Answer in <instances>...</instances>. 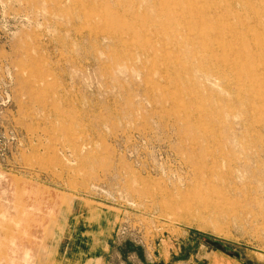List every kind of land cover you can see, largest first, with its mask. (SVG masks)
I'll return each instance as SVG.
<instances>
[{"label":"rangeland","instance_id":"374dc122","mask_svg":"<svg viewBox=\"0 0 264 264\" xmlns=\"http://www.w3.org/2000/svg\"><path fill=\"white\" fill-rule=\"evenodd\" d=\"M0 264H264V0H0Z\"/></svg>","mask_w":264,"mask_h":264},{"label":"crops","instance_id":"0c3cea01","mask_svg":"<svg viewBox=\"0 0 264 264\" xmlns=\"http://www.w3.org/2000/svg\"><path fill=\"white\" fill-rule=\"evenodd\" d=\"M10 259H11V257H10Z\"/></svg>","mask_w":264,"mask_h":264}]
</instances>
